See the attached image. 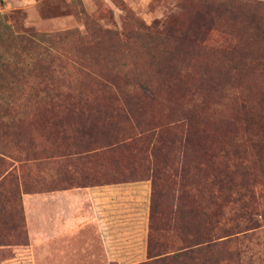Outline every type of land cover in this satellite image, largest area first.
<instances>
[{
  "label": "rangeland",
  "instance_id": "374dc122",
  "mask_svg": "<svg viewBox=\"0 0 264 264\" xmlns=\"http://www.w3.org/2000/svg\"><path fill=\"white\" fill-rule=\"evenodd\" d=\"M5 21L12 33L61 38L31 54L7 33L0 36V156L17 168L3 152L28 160L21 167L23 186L11 179L0 186V264L109 263L98 240L93 246L80 240L71 249L66 240L55 246L46 239L32 247L25 200L70 188L60 157L79 139L74 131L102 137L108 127L97 112L108 106L106 95L142 88L155 94L141 104L142 121L187 117L203 144L201 155L210 152L220 163L224 150L231 162L246 161L249 175L236 170L233 178L255 191L259 205L251 222L228 208L227 235L239 241L212 263L264 264V0H0ZM79 95L95 101L76 105ZM34 156L51 157L49 170ZM112 166L101 159L81 165L76 183L91 185L105 171L122 169ZM203 210H197L201 232ZM133 256L128 264L148 263V244Z\"/></svg>",
  "mask_w": 264,
  "mask_h": 264
},
{
  "label": "trees",
  "instance_id": "16d2710c",
  "mask_svg": "<svg viewBox=\"0 0 264 264\" xmlns=\"http://www.w3.org/2000/svg\"><path fill=\"white\" fill-rule=\"evenodd\" d=\"M10 27L9 23L0 22V36L7 33L9 39L30 47L33 51L31 54L37 47L61 38L59 35H40L29 30L12 33ZM142 91H111L106 95L108 106L98 110L97 115L103 127H108V133L96 138L87 130L74 131L76 136H80L79 139L71 142L60 157L62 166L68 168L64 183H69L70 188L56 187L53 191L151 181L147 239L149 262L146 264H213L212 257L217 252L227 253L230 246L239 241L238 237L234 239L227 235L228 208H238L243 219L247 220L255 212V206L259 205L255 191L248 186H240L233 178L236 170H243L244 174L249 175L248 164L239 159L231 162L230 154L224 150L220 152V163L214 162L210 152L201 155L203 144L196 141L187 117L175 118L165 124L142 121V102L155 96L151 89L142 88ZM84 96L76 97L74 104L91 106L95 100ZM2 155L20 167L9 164L7 159L0 156V186L8 179L22 182L23 186L26 175L21 167L28 160L4 152ZM33 159L49 170L46 163L52 160L51 157L34 156ZM98 159L122 166V169H116L113 173L105 171L102 179L94 184H77V168ZM43 174L51 177L49 172L44 171ZM84 178L89 181L90 175ZM201 207L205 211L202 219L206 229L204 232L197 223V210ZM169 234H174L173 240L167 237ZM225 259L217 264H227Z\"/></svg>",
  "mask_w": 264,
  "mask_h": 264
},
{
  "label": "crops",
  "instance_id": "0c3cea01",
  "mask_svg": "<svg viewBox=\"0 0 264 264\" xmlns=\"http://www.w3.org/2000/svg\"><path fill=\"white\" fill-rule=\"evenodd\" d=\"M150 210L149 182L60 190L25 200L32 247H43L46 239L55 246L66 240L71 249L80 240L90 246L98 240L108 264H128L138 250L144 254Z\"/></svg>",
  "mask_w": 264,
  "mask_h": 264
}]
</instances>
